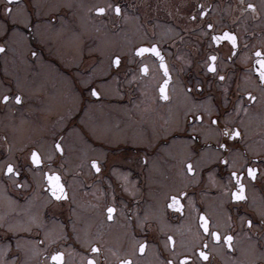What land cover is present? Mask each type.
<instances>
[{
  "label": "flooded vegetation",
  "instance_id": "af4514ba",
  "mask_svg": "<svg viewBox=\"0 0 264 264\" xmlns=\"http://www.w3.org/2000/svg\"><path fill=\"white\" fill-rule=\"evenodd\" d=\"M134 18L144 38L120 46L119 32L132 33ZM0 24V264H264V86L256 71L264 0H0ZM226 31L238 37L234 49L212 39ZM17 33L23 46L13 41ZM153 46L159 55L137 52ZM48 72L55 78L45 82ZM62 78L79 99L52 134L50 155L19 135L28 121L55 116L46 107L62 99ZM74 129L95 154L71 159ZM33 149L40 165L31 162ZM8 163L19 176L6 172ZM249 166L258 169L255 179ZM233 172L245 185L243 200L233 199ZM51 174L64 186L60 199ZM173 196L178 204L170 207ZM211 232L232 234L233 247ZM56 252L61 261L51 259Z\"/></svg>",
  "mask_w": 264,
  "mask_h": 264
},
{
  "label": "snow or ice",
  "instance_id": "6c2138e0",
  "mask_svg": "<svg viewBox=\"0 0 264 264\" xmlns=\"http://www.w3.org/2000/svg\"><path fill=\"white\" fill-rule=\"evenodd\" d=\"M11 3H12V0H8V4H11ZM110 7H113V6L112 5H108L106 7H97L95 9V11L97 13L103 14V13H105L107 11V8H110ZM247 7L249 9H252L253 11H255V7L256 6L254 4H248ZM121 11H122L121 10V6L119 4H116L114 6V12L117 15H119L121 13ZM5 12L11 14L12 9L10 7H6L5 8ZM200 14L203 15L204 13L201 12ZM191 19L194 20L195 19V16L191 17ZM207 27L209 29H211V28H213V25L211 23H209L207 25ZM222 38H226L227 40H229L231 42V45H232L233 49L236 47L238 37L235 34L226 31V32H224L223 37H220V36H214V37H212V39L215 40L216 42H219ZM3 51H4V46L3 45H0V52H3ZM148 51L156 52V54L159 55V52L157 51V49H156L155 46H153L152 48H143L142 47V48L137 49V52H139V53L148 52ZM257 55L259 56V55H261V53H257ZM209 59L214 61L216 59V57L215 56H211ZM161 60H163V57H161ZM114 63H116L118 65L120 63V58L119 57H116ZM258 63L260 65V67L257 68L256 71L259 72V79L261 81V85L264 86V59H260L258 61ZM209 68H210V70H213V71L215 70L212 65H209ZM147 70L148 69H147L146 66H144V67L141 68V71L147 72ZM220 79L223 80L224 77L221 76ZM166 84H167V81H165V85ZM160 92H161V94H163V98L164 99H167L168 98L167 95H166V91H165V87L164 86H161ZM92 94L93 95H99V93H97L95 89L92 90ZM246 95L248 96L249 100H255L256 99L250 92L249 93H246ZM3 100L6 102V101L9 100V97L8 96H4L3 97ZM15 100L17 102H19L21 100V97L19 95H16ZM213 123L215 124L216 121L214 120ZM225 135H229L227 129H225ZM231 135L232 136H239L240 135V132H239V130H237L235 132H232ZM220 147L221 148H224L225 145L222 144V145H220ZM55 148L62 151L61 146H60L59 143L55 144ZM30 159H31V162L34 165H40L42 163V160L40 158V155H39V153L35 149H33L31 151ZM225 163H226V161H225ZM92 167H94L97 172L100 171V168L98 167L97 162L95 160L92 161ZM187 171L188 172H192L193 171V167H192V164L191 163H189L187 165ZM257 171H258V169H255V168H252V167L249 166L247 168V175L249 177H251L252 179H255V176H256ZM6 172L9 173V174L15 173L16 176H19L20 175V173L15 170V167H14V165L12 163H8L7 164V166H6ZM231 175L233 177H237V184L239 186L238 191L235 192V193H233V199H236V200H243V199H245V197H244V188H245V185L240 182V179H239L238 174L236 172L231 173ZM47 178H48L49 183L52 184V189H51L52 196L56 197L57 199H60L61 198V195H66L65 190H64V186L59 183L60 178H59L58 175L51 174V175H48ZM19 186H22V185H19ZM172 200H173L174 203H173V205H170V207L175 206L176 204H178V197L173 196L172 197ZM107 211H108L109 216H111V213L114 211V209L111 208V207H109L107 209ZM200 218H201V221L203 222L204 231L205 232H209L208 221L206 220V218L203 215ZM241 219L243 220V217H241ZM246 224H247V227L249 229H251V227L253 225V221L251 219H249V220L246 221ZM261 225L264 226V221L261 222ZM210 235L213 236L217 241L223 240L224 242H227V246H228L229 249H231L233 247L232 241L234 240V236L232 234L224 235L222 237L221 234L218 233V232H211ZM168 239L171 240L172 237H168ZM206 247H207V245L205 244V248ZM139 250L141 252H143L145 250V244H140L139 245ZM92 251L93 252H97L98 249L95 248V247H93ZM199 256L202 257L204 260H207L208 259V252L207 251H199ZM62 257H63V253L56 252V253H54L52 255L51 259L53 261H61L62 260ZM184 260L185 261H190L191 258L186 256V257H184ZM88 264H95V261L92 260V259H89ZM121 264H130V261L123 260V261H121ZM168 264H172V262L169 261ZM181 264H184V262L182 261Z\"/></svg>",
  "mask_w": 264,
  "mask_h": 264
},
{
  "label": "rangeland",
  "instance_id": "374dc122",
  "mask_svg": "<svg viewBox=\"0 0 264 264\" xmlns=\"http://www.w3.org/2000/svg\"><path fill=\"white\" fill-rule=\"evenodd\" d=\"M84 8L85 6H81ZM23 17L27 18V14L23 11ZM128 21V20H127ZM134 21V29L132 27V33L128 32L127 28L121 29L119 32V37H118V43L120 46H125L129 47L132 42L137 41V40H143L144 34L142 33V29L140 27V23L138 22L137 18L133 19ZM130 22H126V24L130 25ZM3 28V24H0V32ZM138 31V32H137ZM134 37V38H133ZM45 38V37H44ZM13 41L18 43L19 46L24 45V38L17 33L13 35ZM114 42L111 43V46H114ZM17 45V46H18ZM106 46V42L104 41V47ZM109 46V44L107 45ZM54 74L57 76V73L54 72ZM55 78L52 76V73L50 74L49 72L46 73L42 79L47 82L48 79ZM64 82H60L59 88L61 90V93L63 95L62 99L58 102H56L54 105L49 106L47 105L46 110L47 113H52L55 114V116L50 119V115H48L41 124L34 125L33 122H29L27 129H24L23 133L19 135L20 139L23 138V141H36L39 143L43 148L48 151V154L52 155V147H51V142H52V134L53 133H58L61 131L63 124L65 123V120L63 119L64 112L68 109V105L76 107L78 95H75L73 92V87L72 90L70 91L69 86L71 83L67 82V85L65 83V79L62 78ZM35 91L43 89V87H39V85L33 87ZM45 90V89H44ZM46 92V91H45ZM47 93L50 95V92L47 91ZM75 109V108H74ZM62 112L59 116H56L58 113ZM53 122V123H52ZM67 144L70 148V156L71 159H81L85 158L88 155H93L96 153L94 149L90 146V144L87 142L86 138L77 130H71L69 131V136L67 138Z\"/></svg>",
  "mask_w": 264,
  "mask_h": 264
}]
</instances>
